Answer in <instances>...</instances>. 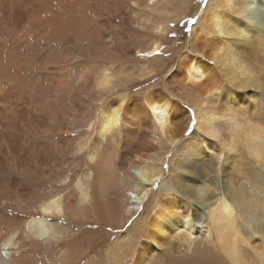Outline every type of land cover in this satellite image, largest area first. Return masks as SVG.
Here are the masks:
<instances>
[{
  "label": "bare ground",
  "instance_id": "obj_1",
  "mask_svg": "<svg viewBox=\"0 0 264 264\" xmlns=\"http://www.w3.org/2000/svg\"><path fill=\"white\" fill-rule=\"evenodd\" d=\"M257 1L207 0L203 10L200 1L187 13L202 10L189 30L192 49L169 75L168 86L185 91L180 101L197 112L193 132L202 140L189 135L176 162L180 171L170 182L161 179L164 157L154 150L164 140L177 142L188 115L179 121L186 123L181 133L176 122L183 107L151 90L142 102L120 91L94 118L92 100L101 101L128 79H117L106 68L94 76L97 56L108 53L97 52L102 39L87 14H151L159 11V2L164 9L172 0H0V264H34L23 238L36 244L54 241L52 264H65L75 238L61 241L69 235L73 216L88 218L85 224L115 220L121 227L123 217L137 214L135 221L141 223L143 206L156 198L158 180L157 189L165 196L158 195L160 201L151 206L152 216L143 222L141 240L127 264H146L169 245L184 243L188 249L197 241L209 242L220 260L226 256L247 264L251 249L264 262V102L255 103L264 92V21L254 15ZM179 2L185 3L182 12L190 8L189 0ZM187 14L173 22L187 20ZM80 22L87 24L86 31ZM154 30L165 33L167 28L157 24ZM241 33L242 42H226ZM114 40L119 49L130 48ZM161 47L154 41L143 50V59L148 63L164 56ZM81 56L91 63L87 60L88 69L76 75ZM219 93L224 102L211 108L210 96ZM248 99L255 103L251 112L245 109ZM238 114L248 119L240 122ZM114 140L123 146L113 172L106 146ZM211 152L221 160L220 176L212 173ZM124 171L132 181L126 190ZM110 191L117 209L107 206ZM202 219L203 238L193 236ZM121 246L118 241L110 246L109 264H120Z\"/></svg>",
  "mask_w": 264,
  "mask_h": 264
},
{
  "label": "rangeland",
  "instance_id": "obj_2",
  "mask_svg": "<svg viewBox=\"0 0 264 264\" xmlns=\"http://www.w3.org/2000/svg\"><path fill=\"white\" fill-rule=\"evenodd\" d=\"M179 1L172 0V2L167 6H165L164 9H162L163 2H159L160 4V5L158 4L159 11H154L151 14L150 13L132 14L130 13V11H127V14H119V13L105 14L104 12H100L99 14H87L89 15V17H91L92 23L96 28V32L97 34H100L99 37H101L102 39L99 42L100 46L97 48V52L100 51L101 53L103 52L108 53V56L106 58L99 59V57L97 56L98 59H96V61H94L93 64L95 71L94 76L96 77L97 75L100 74L99 70L101 68H106L110 70L111 73L113 74L116 73L117 79L119 78L121 80V78L123 79L125 75H126L125 77L128 79L126 83L124 82L123 86L114 88L113 92L111 91L107 95H104L101 101L92 100V110L87 109L88 111L91 110V115L95 118L97 114L100 112L103 103L110 101L113 97L116 96L117 93H121L120 91L125 93L127 99H133L137 97V99H140V102H142V100L145 97L144 95L151 90H155L156 92H159L160 95H166L169 99L176 102V105L178 106L180 105L183 107L184 115L182 114V116L178 118V122H176L178 123V125L177 124L176 125L179 129V132L182 131L181 127L182 126L184 127L186 125L185 122L179 124V121L188 115L187 116L188 125L183 130L182 136L179 135L177 137V142L170 145L168 142H166V140H164L163 144L159 146V149L154 150L155 156L156 154H158L161 156V158L164 157V162L162 164V170L164 174L161 176V179H165L170 182L171 179L172 180L174 179L175 177L174 174L176 175L180 171L175 166H176V162L179 161L180 159L182 148L184 144L188 141L189 135L193 134V136L196 138L198 143H200V141L202 140L198 132L195 131L193 132V130H195L194 124H195V117L197 115V112L193 110L192 107L187 103L182 104L180 100L182 98L184 100L183 94L185 91L179 89L172 90V88L168 86V82H169L168 77L171 74V72L176 69L177 65L185 57H187L188 50L192 49V46L188 45L189 30L191 29V26L194 25L200 18L201 12L206 6L207 0H189L190 8L183 10V12L182 9L185 8L184 6L185 3ZM197 2H200V4L203 5L201 12L199 9L196 12V15L194 16L191 14H187L191 12L190 9L193 8L192 5L197 4ZM145 3H147V1ZM261 4H262L261 0L260 1L258 0L255 3L256 6L254 7L255 8L254 15L257 18L256 19L257 21L258 19L264 21L261 19V16H263L262 13L264 12V8H263L264 5ZM129 5L130 4L128 2L123 4L126 10L130 9L131 6ZM210 5L213 6L214 4L211 3ZM182 13L184 14L186 13L187 15H190L188 16L189 18L187 20H181L180 22H178V24H175L173 22L174 19L178 15H181ZM78 15L82 17V19L84 18L83 14L81 15L78 14ZM157 24L162 25V27L163 26L166 27L167 31L165 33L163 32L155 33L154 26H156ZM99 26L101 27L99 28ZM87 27H88L87 24L80 22V28H81L80 30H83L84 28V30L86 31ZM130 32H133V34ZM115 38H118L120 42H122L123 44H125L126 42L125 45H128L130 48L119 49V46L115 44V40H114ZM30 40H34L33 36H31ZM154 41H158V43L161 44L162 46L161 48L163 49L164 56H160L158 58L160 60L157 59L156 61H151L147 63L146 59H143V55H144L143 50L144 51L147 50ZM204 48L205 47H203V49ZM79 59L82 61V65L80 61L78 62V64H75L74 66V69H76L75 74L76 73L81 74V72L85 71V69H88L89 66H86L88 61L89 63H91V60L88 57L85 58L84 56H81L79 57ZM208 64L212 66L210 62ZM77 66L80 68H78ZM142 69H146V71L149 72L145 74L144 71V73L140 74L141 72L140 70ZM119 76L122 77L120 78ZM125 80L126 79L124 78L123 81ZM240 92H244V91L242 90ZM246 95L248 96V94ZM257 95L260 97L258 96L256 97L255 103L257 104V102H259L258 104L260 105V101L264 102L263 101L264 92L263 93L260 92ZM210 97H212V99L210 100L211 103L209 102L208 105L211 108L213 107V103L219 102L221 99L224 98V96H221L220 93L218 94V96L211 95ZM81 98L85 102L88 100V97L85 96V94H82ZM249 99L246 101L247 107H245V109L247 110L249 109V111L251 112V108L253 107V105H255V103ZM224 100L225 99H223V102ZM208 105H206L207 108H209ZM248 105H250L251 107L248 108ZM235 106L238 107L237 109L241 108L239 104ZM203 108H205V105L203 106ZM238 118L239 119L243 118L244 120H247L248 116L241 117L239 115ZM243 119H240L239 121L244 122ZM229 121L230 120L227 119L225 122L227 123ZM173 124H175V122ZM261 126L264 127V124H262ZM81 129H84L83 126L79 127V130ZM261 134H264V132H262ZM80 137L81 135L76 136V138L81 139L84 142L85 137L84 136H82L81 138ZM122 146L123 144L119 140L109 141L107 143L106 146L107 155L109 157L111 171L113 172L116 170L117 162L120 157V151L122 150ZM209 154H210L209 159H211L213 167L215 164V167L214 168L212 167L213 168L212 173L214 175H217L219 171V176H220L221 171L219 165L221 163L219 161L221 160H218L217 158L218 155H216L215 153L211 152ZM78 164L80 165V168H78L77 170L79 169L81 170L82 169L81 166L83 165V163L80 161ZM123 173L125 177L124 189L126 190L127 186H129L132 183V181L128 178L127 172L124 171ZM159 181L160 180H158L156 185H154L155 187L153 186V190L156 192L154 195L156 197L154 198L155 200L153 199V197H150L149 201L145 203V205L143 206L144 209L142 214L144 213V218L141 223H139V221L138 222L135 221L137 214H133L128 217H123L121 221L122 222L121 227H119L118 221H115L114 219H113L114 222H111L112 220L109 221V223L106 222L108 224L104 222L103 224H101L102 222L100 223L92 222L85 224L83 222H85V220H89L88 218L82 217L80 218L81 219L80 220L79 216H77V218L73 216L72 220L68 224L69 235H66L65 238L62 239L61 241L63 242L64 240L75 238L73 239L74 242L69 247L70 250H67L69 252V256L65 260V264H75L77 262L78 264H82V263L109 264V255L107 251H109L110 246L116 241L122 242V246L120 247V253H119L121 260L120 264H127V262L131 260L130 257L132 258L137 243L141 240L140 238L141 236H139V233L142 229L141 226L143 222L148 221V218L152 216L151 212L154 203H156L157 205L158 202L160 201L159 199H157V196L158 195L159 197L165 196L160 189H157L158 188L157 186L159 185ZM111 191L113 192V190ZM112 192L111 193L107 192L106 194V202H109L107 203L109 209L111 208V203H112V201H110V199L112 200ZM130 199H129V201L131 202L130 204H133L132 202L134 200L133 199L130 200ZM113 205H115L116 207L115 209L118 208L115 203ZM117 213L121 214L120 210H117ZM119 218L121 219L120 216ZM203 220L204 219L199 221L200 223L196 227V232L193 233V236L196 235V237L203 238V225L206 222ZM20 230L21 228L17 230H12V233L16 234ZM72 235L74 236L71 237ZM214 235H215L214 232L210 233V238L212 240H215ZM23 239L26 241L28 257L31 261L33 259L34 264L53 263V261L55 260V256H57V246L54 241L52 242L51 240H49L48 242H39V244H36V240H32L29 242L27 238H23ZM185 246L186 245L184 243L180 244L179 247H177L176 244L169 245L165 253L163 254L153 253V255H151L150 257V261L146 264H238V263H234L226 256L223 257V260H220L219 259L220 257H217V254L215 252L217 249H213L209 242L197 241L193 248L190 247L188 249H186ZM247 250L250 254H252V255L249 254L250 255L249 258L252 257L250 259H252V261L254 262L252 264H264V262L261 261L260 257L257 256L251 249H247ZM257 250L258 252H263V250L260 248ZM246 261L248 264L250 260L246 259ZM252 261H250L249 264H251Z\"/></svg>",
  "mask_w": 264,
  "mask_h": 264
},
{
  "label": "snow or ice",
  "instance_id": "obj_3",
  "mask_svg": "<svg viewBox=\"0 0 264 264\" xmlns=\"http://www.w3.org/2000/svg\"><path fill=\"white\" fill-rule=\"evenodd\" d=\"M228 2H242V0H228ZM245 38V34L241 33L239 34V37H233L232 39L226 40L228 43H236L238 41L242 42V40ZM180 71H183V68L180 69Z\"/></svg>",
  "mask_w": 264,
  "mask_h": 264
}]
</instances>
